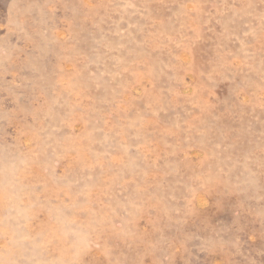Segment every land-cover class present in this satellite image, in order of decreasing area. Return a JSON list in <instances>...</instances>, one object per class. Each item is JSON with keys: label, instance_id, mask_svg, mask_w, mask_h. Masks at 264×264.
<instances>
[{"label": "rangeland", "instance_id": "1", "mask_svg": "<svg viewBox=\"0 0 264 264\" xmlns=\"http://www.w3.org/2000/svg\"><path fill=\"white\" fill-rule=\"evenodd\" d=\"M0 264H264V0H0Z\"/></svg>", "mask_w": 264, "mask_h": 264}]
</instances>
